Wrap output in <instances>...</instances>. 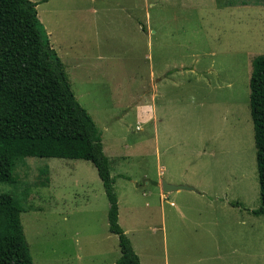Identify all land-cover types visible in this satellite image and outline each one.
Instances as JSON below:
<instances>
[{
	"label": "rangeland",
	"instance_id": "obj_1",
	"mask_svg": "<svg viewBox=\"0 0 264 264\" xmlns=\"http://www.w3.org/2000/svg\"><path fill=\"white\" fill-rule=\"evenodd\" d=\"M37 10L102 134L119 223L141 264H264L250 107L264 0H48ZM46 112L0 109V133H65ZM14 173L0 193L22 201L35 264H116L92 162L23 157ZM163 181L195 190L164 193Z\"/></svg>",
	"mask_w": 264,
	"mask_h": 264
},
{
	"label": "trees",
	"instance_id": "obj_2",
	"mask_svg": "<svg viewBox=\"0 0 264 264\" xmlns=\"http://www.w3.org/2000/svg\"><path fill=\"white\" fill-rule=\"evenodd\" d=\"M39 4L32 0H0V109L24 116H30L28 112L33 109L47 111L51 115L48 121L66 132L28 136L0 133V182L16 181L14 171L23 157L92 162L109 200V231L119 237L121 256L116 264H141L119 223L115 179L102 134L75 96L65 64L39 20ZM250 107L261 199L260 208L252 212L264 217V55L252 62ZM68 112L73 114L70 122ZM23 212L20 198L0 193V264H35L25 235Z\"/></svg>",
	"mask_w": 264,
	"mask_h": 264
},
{
	"label": "water",
	"instance_id": "obj_3",
	"mask_svg": "<svg viewBox=\"0 0 264 264\" xmlns=\"http://www.w3.org/2000/svg\"><path fill=\"white\" fill-rule=\"evenodd\" d=\"M161 185H162V190L164 193H169L175 190H195L191 186L175 185V184L168 183L166 181H163Z\"/></svg>",
	"mask_w": 264,
	"mask_h": 264
},
{
	"label": "crops",
	"instance_id": "obj_4",
	"mask_svg": "<svg viewBox=\"0 0 264 264\" xmlns=\"http://www.w3.org/2000/svg\"><path fill=\"white\" fill-rule=\"evenodd\" d=\"M42 1H44V0H42ZM39 2V3H43V2ZM48 0H46V2H47ZM209 85H212L211 84V82H210V84ZM153 111H154V115H155V109H153ZM156 134L158 135V132H157V130H156ZM157 145H158V143H157ZM157 153H159L160 154V149L159 150H157ZM198 194H200L201 196H206V195H208V192H205V191H200V192H198ZM217 200H218V198L216 199V200H214L215 202H217ZM213 201V202H214ZM228 203H230V201H228Z\"/></svg>",
	"mask_w": 264,
	"mask_h": 264
}]
</instances>
